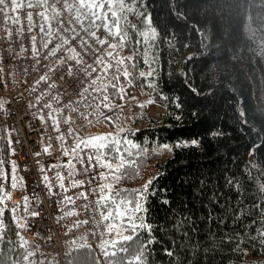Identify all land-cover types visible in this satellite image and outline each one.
<instances>
[{
	"label": "trees",
	"instance_id": "obj_1",
	"mask_svg": "<svg viewBox=\"0 0 264 264\" xmlns=\"http://www.w3.org/2000/svg\"><path fill=\"white\" fill-rule=\"evenodd\" d=\"M133 23L136 29H128L122 55L136 49V75L149 67L145 57L154 74L131 84L121 75L122 98L116 96L114 106L102 110L103 118L78 104L77 97L75 111L63 110L72 134L78 138L77 126L92 123L114 128L128 121L137 127L119 135L131 133L139 145L133 152L140 155L125 153L134 161L125 166L129 175L108 182L113 190L139 189L144 173L153 169L143 214L151 232L137 233L145 242L146 264H245L247 256V264H258L264 258L259 191L264 185V0H136ZM146 80L156 81L155 91ZM131 90L163 103L164 112L152 119ZM193 138L198 145L174 146L166 157L160 153V144ZM0 147L6 176L0 180L9 183L6 133ZM10 210L0 217L5 224L0 264H31L37 257L21 244ZM101 254L104 264L123 259L120 253L105 256L102 248ZM63 264H96L94 250L70 247Z\"/></svg>",
	"mask_w": 264,
	"mask_h": 264
},
{
	"label": "snow or ice",
	"instance_id": "obj_2",
	"mask_svg": "<svg viewBox=\"0 0 264 264\" xmlns=\"http://www.w3.org/2000/svg\"><path fill=\"white\" fill-rule=\"evenodd\" d=\"M23 5L11 0V10L15 11ZM27 7L32 10L27 12V32L32 42L33 57H40L36 60V64L42 61H54L50 64L51 69L58 65L67 64L68 73L72 75L73 65L70 61H75L79 66L78 72L82 73L87 79L83 82V86L79 88L78 104H82L85 109L94 110V114L98 113L103 118V109H111L114 106V98L118 95L122 98L124 86L120 84L121 75L128 84L139 77H149L154 74L150 61L145 57L144 63L149 65L147 71L139 70L138 76L137 65L133 62V55H138L136 49L133 54L124 56L122 52L128 46L130 36L128 29H136L134 23H130L128 13L132 11L131 5L126 0H29ZM0 12L4 13V19H9V5L7 0H0ZM13 23H20L18 18H13ZM39 29L34 32L33 29ZM104 30V34H99V29ZM23 28H18L17 33H23ZM118 38V39H117ZM38 42V43H37ZM140 41L137 40L136 43ZM101 49L97 45L103 46ZM23 52V45H21ZM95 73V75H93ZM40 80L48 79L47 75H41ZM79 80V76L77 77ZM146 82L154 91L157 84L155 80ZM74 85L75 81L69 82ZM54 87L49 85V89ZM34 90V89H33ZM47 91V90H46ZM41 95L35 97L40 101ZM60 96L53 93L52 98L45 105L49 109L48 117L52 124L59 130L60 120L65 124L69 122V117L63 115V110L67 109L75 111L73 101L69 99L66 104L53 107V104H59ZM2 107V105H0ZM31 107V105H30ZM176 107L179 104L176 103ZM41 121L44 117L37 113ZM124 133L125 130H119ZM73 129L68 128V134L71 135ZM131 133H125L123 136L119 134L105 133L87 137L85 139H74L71 145H66L64 140L66 137L63 133L58 135L56 139L60 142V148L65 156L69 159L64 162L67 170L70 186H77L85 183L84 180H76V163L83 164L84 157L87 156V162L91 167L95 162L102 170L98 173L100 184L93 186L91 191H99L100 195L96 200L97 211H99L100 222H104L103 233L105 238L101 241V247L105 256H115L120 253L122 260L110 261V264H146L145 242L137 237L142 229L151 232V224L145 222L144 213L147 208L144 199L148 195L149 185L151 181L146 183L139 189H117L113 190L112 183L108 182L109 177L112 181H119L122 176H128L129 170L125 166H133L134 161L127 157L139 156L140 152L133 149H139V145L135 143L129 136ZM11 140L8 141L9 153L14 150L11 148ZM190 146L198 145V141L193 138L191 141H184ZM180 142L177 141V146ZM160 148L170 149L168 144L158 145ZM84 149H88L87 152ZM47 151V148H45ZM127 154V157L125 156ZM12 173V187H17V164L15 161H9ZM5 158L3 156V148L0 147V178H5L4 172ZM256 167V165H252ZM50 168L60 169L61 162L55 165H49ZM55 183L63 190H67L64 185V174L57 170L53 173ZM22 179V178H21ZM42 179L48 182V176L45 174ZM91 184V181H88ZM230 184L231 181H228ZM239 187V183H237ZM3 184H0V191H3ZM51 189L49 188V191ZM260 195L264 198V185L260 186ZM80 195H84L83 192ZM69 200V197H65ZM165 203L168 201L165 200ZM134 204V206H133ZM107 211H104L103 208ZM264 207V204H262ZM7 205L4 204V196L0 195V217L3 216ZM12 219L14 223L19 224L17 215L18 208H11ZM25 212L32 216L37 215L35 211L28 213L27 198H25ZM140 215H137V214ZM127 217V219H125ZM99 223V222H95ZM4 220L0 218V232L4 229ZM107 233H114L111 238L107 237ZM19 236L20 233L17 232ZM261 243L264 244V233L260 234ZM133 237H137L133 240ZM227 239V237H225ZM124 242L120 244L119 242ZM131 242V243H129ZM149 238L147 243H151ZM171 254V252H169Z\"/></svg>",
	"mask_w": 264,
	"mask_h": 264
},
{
	"label": "built area",
	"instance_id": "obj_3",
	"mask_svg": "<svg viewBox=\"0 0 264 264\" xmlns=\"http://www.w3.org/2000/svg\"><path fill=\"white\" fill-rule=\"evenodd\" d=\"M28 2L29 0L21 8L12 11L11 0H7V21L4 13L0 12V135L6 133L8 141L12 142L11 148L14 151L10 159L17 164L18 177L15 188L12 187V175L9 183L0 180V184L4 186L0 195L4 196L6 209L13 206L18 208L19 224L22 225H17L20 242L32 249L37 257L31 264H63L67 250L79 246L92 248L96 264H104L101 241L105 238V224L100 222L96 204L100 193L90 190L101 183L98 173L102 169L95 162L90 167L85 156L83 164L76 163V175L73 177L84 180L85 183L70 186L64 167V162L69 157L63 154L56 137L63 133L66 145H71L77 138L68 134L71 125L69 122L65 124L62 119L57 130L48 117L49 109L45 107L53 93L60 96L59 104L54 103L53 107L66 104L69 99H77L79 88L87 78L78 72L79 66L75 61H70L73 65L72 75L68 73L67 64L58 65L49 72L50 64L54 62L51 59L36 64L40 57H33L31 51V34L27 32L26 17L27 12L32 9L27 7ZM14 17L20 20L19 24L13 23ZM18 28H23V33L18 34ZM33 31L38 32V27ZM98 33L104 34V30L101 28ZM21 45L23 52L20 50ZM106 46L97 45L101 49ZM41 75H47L48 79L40 80ZM72 81L76 82L75 91L74 85L69 83ZM53 82L54 87L49 89ZM38 95L42 96L40 101L35 99ZM37 113L43 115V121ZM84 151L87 152L88 149ZM58 161L61 162L60 169L49 167ZM57 170L64 174L66 191L55 183L53 173ZM45 174L48 182L42 179ZM88 181L92 183L89 184ZM81 192L84 195H80ZM65 197L70 199L66 200ZM25 198L28 213L35 211L37 215L26 214ZM106 235L109 238V233Z\"/></svg>",
	"mask_w": 264,
	"mask_h": 264
},
{
	"label": "rangeland",
	"instance_id": "obj_4",
	"mask_svg": "<svg viewBox=\"0 0 264 264\" xmlns=\"http://www.w3.org/2000/svg\"><path fill=\"white\" fill-rule=\"evenodd\" d=\"M126 2H129V4L131 5V9L132 11L130 13H128V19L129 22L131 20L134 21V14L136 11V0H126ZM132 23V22H130ZM147 37V36H146ZM132 93H134L135 95H133L134 99L133 100H138V102L140 104H144L146 106V110L149 113L150 117L152 119H158L159 115L161 113L164 112V105L161 102L158 101H154L151 100L144 92H142L141 90H131ZM131 113L128 112L127 113V119H129V117H131ZM121 128H123L124 130H136V126L132 125L130 122L126 121V122H122L119 125H117L114 128H110L107 125L104 124H91L90 126L87 127H81V126H77V131L79 132L78 138L79 139H85L87 137L90 136H94V135H99V134H105V133H112V134H120L121 132L119 131ZM184 143L180 142L179 145H182ZM170 146V149L173 148L174 146H177V143L173 144H168ZM169 149H165V148H161L160 149V153L162 154L163 157L167 156V151ZM153 175V169L152 167H149L147 169V171L144 173V176L141 180L140 185H145L149 179L151 178V176ZM111 183V181H109ZM139 215V213L137 214ZM249 257L247 256L245 259V264H247ZM260 262L258 264H264V258L259 260Z\"/></svg>",
	"mask_w": 264,
	"mask_h": 264
}]
</instances>
